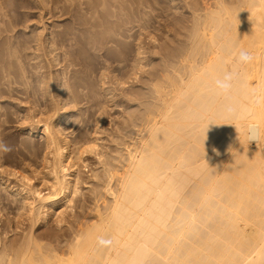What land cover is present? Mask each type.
I'll use <instances>...</instances> for the list:
<instances>
[{
  "label": "bare ground",
  "instance_id": "1",
  "mask_svg": "<svg viewBox=\"0 0 264 264\" xmlns=\"http://www.w3.org/2000/svg\"><path fill=\"white\" fill-rule=\"evenodd\" d=\"M98 1L84 3L94 14H105L108 1H112V9L122 7L121 1L115 4L119 0ZM207 1L212 6L204 3L202 8L199 2L194 4L195 0H190L189 6L186 3L190 18L186 19L187 27L183 26L187 30L184 29V52L180 58L176 53L178 60L176 55L175 59L171 56L174 60L161 66L164 69H159V75H152L158 69L151 73L154 85H149L147 79L148 86H153V95L144 93L153 96L146 97L151 105L146 104L144 93L139 94L140 98L144 95L149 111L146 110L153 118H149L147 128L141 126L145 130L137 134L134 149L131 146L133 153L129 151L130 159L113 191L110 210L79 230L70 242L67 240L69 244L62 255L54 247L49 248L51 245L39 243L33 228L39 217L43 220L47 210L61 207L62 199L71 193L67 174L70 170L65 169L69 142L64 140L58 124L47 123L46 118L42 123L40 116L48 112H38L40 118L35 116L34 121L42 126L45 153L50 157L44 153L42 162L47 166L42 167L46 170L51 164L39 174L46 177L52 191L44 195L39 189L28 187V191L22 188L14 193L23 195L30 225L19 239L0 247V264H264V0ZM108 15L104 23L100 16V22L98 16L92 17L95 22L90 18L88 30L103 27V31L95 32L98 36L110 29L117 32L119 24H113L114 20L111 25L113 14ZM107 34L102 35L109 37ZM111 34V39L105 41L113 40L115 34ZM104 38V44L98 42L101 47L106 46ZM242 51L253 57L251 62L238 61ZM140 58L136 57L142 64ZM138 61L135 63L141 65ZM225 71L238 73L227 95L214 86V80ZM44 101L47 103V98ZM229 107L232 112L227 111ZM27 109L26 115L30 112ZM58 118L62 119V115L57 116V121ZM30 128L33 133L35 128ZM251 136L258 139L252 141ZM81 150L78 154H84ZM19 176L26 184L31 181L29 176ZM26 194L31 196L27 198ZM60 212L58 218L62 217ZM101 237L112 243L100 245Z\"/></svg>",
  "mask_w": 264,
  "mask_h": 264
},
{
  "label": "rangeland",
  "instance_id": "2",
  "mask_svg": "<svg viewBox=\"0 0 264 264\" xmlns=\"http://www.w3.org/2000/svg\"><path fill=\"white\" fill-rule=\"evenodd\" d=\"M120 1L121 11L115 8L118 6L114 5L113 9L110 7L112 1L105 3V15L98 10L95 14L90 12L92 9H88L85 0H68L66 3L63 0H0V247L19 239L30 225L29 216L24 212L23 195L14 193L18 189L25 188L28 191V187H35L45 195L52 189L41 174L51 168V164L46 170L42 167L46 165L43 163L46 151L40 133L42 126L36 123L37 118L41 117L42 123L46 121L43 118H46L47 123L58 124L63 138H66L64 140L69 142V145L66 144L69 158L65 162V169L70 170L67 174H70L71 186L70 195L60 202L61 207L47 210L45 219L39 217L40 220H36L38 222L33 233L41 241L39 243L47 247L51 245L49 248L54 247L56 253L62 255L69 244L67 240L110 210L113 191L118 188L130 159L129 151L132 152L131 149L138 142V135L149 126V118L153 116L147 112V105L150 106L151 101L148 104L146 97H153V86L148 84L154 85L155 78H151L159 75V69L163 70L175 59L173 55L177 59L179 53L181 57L187 31L185 23L190 18V10L185 8L186 3L189 6L190 0H119L115 4L118 5ZM98 2L92 4L96 6ZM197 2L202 8L204 3L208 7L213 4L207 0H195L194 4ZM107 13L109 17L113 14L109 22L115 20L113 24L117 22L120 29L116 27L119 30L117 32L115 29L104 31L102 34L109 33L105 39L104 35L95 33L103 31V27L91 29V32L88 23L91 19L95 22L93 14L94 19L98 16V21L102 18L101 23L106 22L109 19ZM102 16L107 17L106 20ZM110 34L114 35L111 43L105 41L111 39ZM102 38L106 45H102L104 48L98 45L99 41L104 44ZM138 52L142 54L139 53V57ZM171 56L174 59L171 60ZM136 57H141L143 65ZM136 60L141 65L136 64ZM138 66H143L138 70L140 75ZM153 72V77H150ZM147 91L152 92L151 95L144 93ZM140 92L141 96L143 93L146 95L147 105L144 95L140 98ZM45 104L51 105H47L49 108L54 106L56 110L54 107L48 110ZM27 108H31V111ZM57 108L63 110L64 114ZM25 109L30 111L29 114L26 115ZM38 112H48V118L47 114L44 113V117ZM58 113L62 119L58 118L57 121ZM27 117L33 122H28ZM52 117L54 120L51 121ZM143 125L146 127H141ZM30 126L36 131L33 129L31 133ZM4 147L9 150L4 151ZM82 148L84 154H78ZM45 154L47 157L48 154ZM78 155H82V158ZM70 164L75 165L68 167ZM19 173L26 178L29 176L31 181L27 184L26 181H20ZM24 196L29 198L31 195ZM59 210L62 211V217L59 215L61 218L57 216Z\"/></svg>",
  "mask_w": 264,
  "mask_h": 264
},
{
  "label": "clouds",
  "instance_id": "3",
  "mask_svg": "<svg viewBox=\"0 0 264 264\" xmlns=\"http://www.w3.org/2000/svg\"><path fill=\"white\" fill-rule=\"evenodd\" d=\"M253 57L248 53V52H240L238 61L242 63H248L251 62ZM238 73L234 71H225L224 74L221 77H217L214 80V86L215 88L219 91V93L227 95L231 89L233 88L234 81L237 79ZM228 112H232L233 109L229 107L227 109ZM210 125V124H209ZM209 126H208V131H209ZM250 139L252 141H256L258 139V136H251ZM9 149L7 147H4V151H8ZM98 242L102 246H107L112 243L111 240H107L104 238H99Z\"/></svg>",
  "mask_w": 264,
  "mask_h": 264
}]
</instances>
